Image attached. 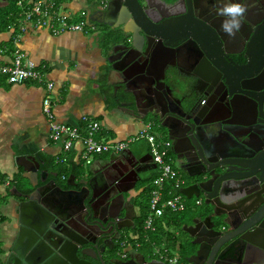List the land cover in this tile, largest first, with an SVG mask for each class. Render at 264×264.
Returning <instances> with one entry per match:
<instances>
[{
	"label": "flooded vegetation",
	"instance_id": "af4514ba",
	"mask_svg": "<svg viewBox=\"0 0 264 264\" xmlns=\"http://www.w3.org/2000/svg\"><path fill=\"white\" fill-rule=\"evenodd\" d=\"M137 1L146 21L145 31L139 29L137 34L146 40L147 54L131 69L130 81L117 74L112 95L119 112L138 124L151 123L153 130L167 138L171 159L190 178L188 185L183 176L187 186L197 185L198 198L204 199L202 209L193 211L189 205L185 213L192 211L191 219L184 213L178 219L181 226L172 227L183 228L187 237L166 231L153 240L144 226L147 203L143 206L140 199L147 198L155 169H149L154 165L152 155L142 144L138 153L132 152L131 145L121 154H104L81 170L79 162L78 169L67 176L52 164L44 169L43 162L38 186L19 190L28 195L38 189L31 202L39 203L45 216H35L32 210L27 213V226L20 224L19 213L4 223L2 264H109L110 260L113 264H168L163 257L171 253L181 264H264V180L246 167L212 169L218 162L198 154L206 141L239 147L252 159L264 152L260 136L264 133V0ZM11 2L0 0V10ZM102 3L97 10L101 14L94 20H101L98 34L109 45L107 57L117 59L120 52L114 47L123 44L124 36L122 27L115 25L135 17L124 7L121 18L105 16L112 0ZM226 3L247 8L234 37L222 30L227 17L219 15V10ZM242 74L251 75L250 81ZM211 170L226 174L228 182L248 186L230 192L223 205L220 195L208 198L201 187L211 179ZM44 171L49 176L42 182ZM198 171L203 173L189 175ZM71 175L74 178L69 180ZM15 198L19 203L29 201ZM247 206L263 209L250 219ZM207 217L209 229L203 223ZM253 223L257 224L251 227ZM21 231L18 254H11ZM216 239L219 242L213 246Z\"/></svg>",
	"mask_w": 264,
	"mask_h": 264
},
{
	"label": "crops",
	"instance_id": "0c3cea01",
	"mask_svg": "<svg viewBox=\"0 0 264 264\" xmlns=\"http://www.w3.org/2000/svg\"><path fill=\"white\" fill-rule=\"evenodd\" d=\"M64 3L74 13L89 6V0H64ZM12 27L0 33V50L7 49L10 58L20 51L40 69L46 68L47 80L54 83L52 107L59 122L83 127L82 119L87 116L101 123L103 132L99 137L107 140H122L143 127L119 112L110 100L102 98L113 97L118 77L114 73L110 82L105 80L103 70L110 69L105 59L109 48L106 39L98 34L99 28L94 26L95 30L90 33L71 32L54 36L46 31L20 33L17 26ZM101 82L105 87L99 86ZM45 95L42 84L13 85L0 76V178H6L0 184V203H3L0 212L7 218L6 222L19 211V201L12 193L13 188L24 191L30 185L28 179L16 180L17 175L22 174L23 177L25 172L23 163H18L19 157L42 159L44 169L49 170L52 164L64 176L74 170L69 164L71 159L82 161L80 141L68 154L61 143L52 141L49 119L42 110ZM64 157L68 162L59 163ZM176 172L180 174L178 170ZM156 224L155 230L149 233L156 232ZM5 227V224L0 226V233ZM172 258L180 263L178 256Z\"/></svg>",
	"mask_w": 264,
	"mask_h": 264
},
{
	"label": "built area",
	"instance_id": "2783aa9c",
	"mask_svg": "<svg viewBox=\"0 0 264 264\" xmlns=\"http://www.w3.org/2000/svg\"><path fill=\"white\" fill-rule=\"evenodd\" d=\"M15 3L19 11L15 26L18 27L20 33L46 31L54 36H59L71 32L90 33L95 30L88 19L75 20L71 14L64 12L67 8L63 0H16ZM46 75L45 67L40 69L26 59V56L20 51H16L10 58L7 49L0 50V76H4L8 83L21 85L31 82L44 85L46 95L42 102V110L49 119L50 137L53 142L62 144L66 154L71 153L75 144L80 141L82 144L80 157L86 165H90L93 162L92 157L95 155L121 154L138 141H148L152 163L156 166L158 175L152 182L148 215L145 219L146 229L154 230L155 222L162 218L167 210L172 212L185 210L186 205L181 196L165 199V194L169 191L168 183L172 184L173 189H179L185 183L171 165L169 142L157 136L151 124H144L137 134L126 140H103L99 137L103 128L97 120L84 116L83 127L61 123L52 107L51 94L54 91V83L48 81ZM67 161V157L60 159L61 163ZM5 184L9 183L5 182ZM168 261L170 264H179L176 259H168Z\"/></svg>",
	"mask_w": 264,
	"mask_h": 264
},
{
	"label": "water",
	"instance_id": "95a60500",
	"mask_svg": "<svg viewBox=\"0 0 264 264\" xmlns=\"http://www.w3.org/2000/svg\"><path fill=\"white\" fill-rule=\"evenodd\" d=\"M10 1H13V0H2V2H4V3H9ZM102 4L103 3L101 2V5ZM121 7L127 8L130 13L132 12V14L134 15L135 18L131 22L120 19V22L115 25V28L122 27V33H123L124 37L121 40V42H123V44H119V45H116L114 47V51L115 52L119 51L120 56L117 59L115 58L116 60L105 57L106 62L109 61V63L112 64V66H110V69L103 70L105 80L108 82H110V79L114 73L119 74L124 79L125 82L130 81L132 78V76L129 75L130 73L132 74L131 69L134 67V65L138 64L137 62H139V60H138L139 57L141 55L147 54V50H148V49H144V47L146 46V40L143 38V41H141L138 37L139 35L137 34V32H139V29H142L143 31H145V29H146V27H145L146 21L144 20L141 12L139 10L140 7H139L137 0H123L122 4H121V0H118L117 2L115 0H112L110 9H108L105 16H112L113 15L114 18L116 19V17L118 15H120V18H121V16H122V13H120ZM91 14H92V12H91ZM99 14H101V12L96 11L95 13H93L92 17L94 19H96ZM98 21L101 22V20H98ZM110 22H115V21L111 20ZM110 22L107 21L105 23L112 25V23H110ZM196 31L201 33L202 29H196ZM108 47H109V45H108ZM113 61H115L114 62L115 64H113ZM117 64H120V66H117ZM136 75L139 76V73ZM242 75L244 77H247L245 79V81H250L251 75H248V74H242ZM198 76H200V75H198ZM243 76H241V77H243ZM230 79H231V77L228 76L227 82L233 87L234 84H233V82H231ZM101 84H99V86L103 87L104 83L101 82ZM127 91H128V87H127ZM102 98L104 101L110 100V98H108L106 96L102 97ZM113 98H115V100L117 102L116 97L113 96ZM145 124H147V123H145ZM163 126L164 127L168 126V124L164 123ZM251 136H252L253 140H256V136H253V135H251ZM260 136L264 137V133H262ZM212 145H215L217 147L212 146ZM198 154L204 160L206 158L210 161L209 158H213V162H218V164L215 165L214 167H212V169L213 168L214 169H217V168H224L225 169L226 166H230V165L237 166L240 168L246 167V168L250 169L251 173L258 175V177L261 181L264 180V159L262 158V155L264 154V152H262L256 158L252 159V156L246 155L245 153H243L239 147L223 146L222 144L216 145L213 141H206V144L204 145V148L202 150L199 147V153ZM43 162L44 161L41 162V161L37 160L35 157H31V156L18 158V163L19 164L23 163V166L25 167V172L23 173V177L25 179H28L30 182V185L34 188L37 187L39 184L38 170L40 168V164ZM94 163H97V162L95 161ZM205 165H206V163H205ZM149 169H156V166L153 165ZM202 173H203V171H198L195 173H190L189 175L190 176H198ZM43 175H44V177H42V179H41L42 182H44L48 179L49 172L47 173L46 171H44V172H42V176ZM210 175H211V179L206 181V183L201 184V187H202L203 191L207 193L208 198H213L216 195H220L221 196L220 199L222 201L221 203L223 205H224V203H226L224 198L228 197L229 196L228 194L230 192L237 191L238 189L246 188L248 186L244 183L228 182V181H226V178H227L226 174L221 175L219 173H215L214 170H211ZM70 178L73 179L74 177L71 175L69 177V180H70ZM69 184H71V183L69 182ZM12 193L14 195H16L17 197H25L29 200L26 203H24V202L19 203L18 213H19V216L21 217L20 224L22 226H27L30 224L29 221L27 220V213L31 212L32 210H33L35 216H36V214H39L43 217L45 216L44 208L42 206H40L39 203L31 202L35 199L34 195L36 193H38V189L35 190L31 194L25 195V194L19 192L17 187H14L12 190ZM181 194L184 195L186 198L191 199L193 197L199 196V189H198L197 185L189 186L187 188L182 189ZM207 202L209 203V201H207ZM263 207L251 208V206H250V208L248 209V206H247L246 209L249 210L250 219H253L263 209ZM208 221H210V217H207L205 219V221H203V223L206 224V226H204V227H206L207 229L211 228V227L207 226ZM196 222L197 221H195V223ZM256 224L257 223H253L251 225V227L255 226ZM260 227H262V225H260L258 228H260ZM33 229H35V231H38V228L35 225H34ZM21 241H22V231L20 233L18 240L14 243V246L11 249V252H12L11 254H15V255L18 254L17 252L19 251V243ZM227 241L228 240H226L225 242H227ZM218 242H219L218 239H216L215 242L213 241L212 242V244H214L213 246H215ZM220 243H221V241H220ZM10 260H11V258L9 259L8 262H10ZM109 264H113V260H110Z\"/></svg>",
	"mask_w": 264,
	"mask_h": 264
},
{
	"label": "trees",
	"instance_id": "16d2710c",
	"mask_svg": "<svg viewBox=\"0 0 264 264\" xmlns=\"http://www.w3.org/2000/svg\"><path fill=\"white\" fill-rule=\"evenodd\" d=\"M15 6H16V4H15ZM18 12H19L18 11V8H17L16 14L15 13L11 14V13L7 12V8H3V9L0 10V33L5 32L10 27L17 25ZM111 39H113V37ZM111 39H107V40L108 41H111ZM114 40H118V39L117 38H114ZM11 46H12V42H11ZM110 101L112 102L113 107L115 106V108H117V102H116L115 98L110 97ZM142 145L145 146L146 151H148L149 153H151V148H150V145H149L148 141L142 140ZM131 150H132L133 153L134 152L135 153L140 152L138 146H136V145H133V147H132ZM170 156H171V152H170ZM77 162H80L79 159L76 160V162L74 161V158L70 160V163L69 164L72 165V167L74 168V170L76 169V167L78 165ZM74 170H72V171H74ZM157 172L158 171H155L154 176L150 179V182H149V185H148V188H149V191L148 192L149 193L147 195V198L149 200H150V192H151V190L153 188L152 182L157 177V175H158ZM5 179L6 178L1 177L0 178V182H4ZM21 179H22V174H19V175L16 176V180H21ZM168 185L169 186H167V187L169 188V191H172L171 194H173V195L179 194V192H180L179 189H175V188L173 189L171 183H168ZM29 190H30V185H29L27 191H29ZM166 197H168V191L166 192ZM2 205H3V203H0V207ZM184 213L185 212H183V213H173L171 211H167L161 221L164 224H166V226H165L166 228L167 227L176 228L178 226V216L179 215H182ZM147 215H148V212L145 214L144 223H145V219H146ZM6 221H7V218L5 216H3L2 213L0 212V226L3 225L4 222H6ZM165 232L166 231H165L164 227L161 225L160 227H157V230H156L155 233H150V235L153 238V240H155V238H161V237H163L164 234H165ZM1 246H2V243L0 242V264H2V262H1V254L3 253L2 249H1Z\"/></svg>",
	"mask_w": 264,
	"mask_h": 264
},
{
	"label": "rangeland",
	"instance_id": "374dc122",
	"mask_svg": "<svg viewBox=\"0 0 264 264\" xmlns=\"http://www.w3.org/2000/svg\"><path fill=\"white\" fill-rule=\"evenodd\" d=\"M101 2H102V0H90L89 1V6H88V8L87 9H85L84 11H80V12H78V13H74L73 11H71L70 9H67V10H64V12H66L67 14H71L72 15V17L75 19V20H80V19H88V21L93 25V26H96L97 28H99L100 29V27H101V24H100V22L99 21H96V20H94V18L92 17V15H91V12L92 13H95L97 10H98V6H101ZM15 1H12L11 2V4L7 7V12H9V13H11V14H13V13H15L16 14V11H17V8H16V6H15ZM71 12V13H70ZM132 122H134V121H132ZM134 123H136V122H134ZM148 124V123H147ZM149 124H151V123H149ZM142 125L143 124H141V127H142ZM152 125V124H151ZM140 127V128H141ZM139 130H137L136 132H133V133H131V134H129L126 138H124V139H122V140H126V139H128L129 137H131V136H133V135H135V134H137V132H138ZM155 131V132H154ZM154 131H152V132H154L157 136H160L162 139H164V140H166L167 138L166 137H164V136H162L158 131H156V130H154ZM105 138H103V140H104ZM168 141V140H167ZM138 144H142V141H140V142H138V143H136V146H138ZM171 152V151H170ZM104 154H109V153H104ZM104 154H101V155H95V156H93L92 157V159H93V162H92V164L95 162V161H97L98 160V158L100 157V156H102V155H104ZM110 154H112V153H110ZM62 159V158H61ZM68 162V161H67ZM67 162H65V163H61L60 162V160H59V163H61V164H66ZM170 162H171V165L174 167V169L175 170H179L177 167H176V165L174 164V162H173V160L171 159L170 160ZM92 164H90V165H92ZM88 165H86V163H85V161H81V165L79 166V170H81V169H83V167H87ZM87 171V170H86ZM181 174V176L183 177H185L186 179H187V181H188V185L190 184V178L189 177H187V176H185V175H183L182 173H180ZM154 176V175H153ZM152 176V177H153ZM183 177V178H184ZM184 178V179H185ZM22 180H26V179H24L23 177H22ZM149 191V190H148ZM149 193V192H148ZM184 199L186 200V202H188L189 203V205H190V209L191 210H193V211H195V210H198V211H200L201 209H202V207H199V206H197V201L198 200H203L204 201V199L203 198H197V197H193V198H191V199H188V198H186V197H184ZM140 201H141V203H142V205L144 206V204H146L147 203V205H146V211L148 212V209H149V202H150V200L148 199V198H146V197H143V198H141L140 199ZM191 214H192V211L191 212H188V213H185V218L186 219H191ZM184 214H182V215H179L178 216V219H179V217H181V216H183ZM178 224H179V222H178ZM163 226L164 227V229H165V231H172V234H173V236H177V232L178 233H180L181 234V236L182 237H187L186 236V234L183 232V228L182 229H173L172 227H165V225H164V223L160 220V221H158V223H157V225H156V227H160V226ZM181 226V224H179V227ZM178 227V228H179ZM160 238H155V241H158ZM172 257H177V255L176 254H173V253H171L170 254Z\"/></svg>",
	"mask_w": 264,
	"mask_h": 264
},
{
	"label": "clouds",
	"instance_id": "9594fccd",
	"mask_svg": "<svg viewBox=\"0 0 264 264\" xmlns=\"http://www.w3.org/2000/svg\"><path fill=\"white\" fill-rule=\"evenodd\" d=\"M247 8L242 3H226L219 15L227 17L222 24V30L230 37H234L241 29L246 17Z\"/></svg>",
	"mask_w": 264,
	"mask_h": 264
},
{
	"label": "bare ground",
	"instance_id": "6f19581e",
	"mask_svg": "<svg viewBox=\"0 0 264 264\" xmlns=\"http://www.w3.org/2000/svg\"><path fill=\"white\" fill-rule=\"evenodd\" d=\"M26 59H28L27 57H26ZM29 60V59H28ZM28 83V82H27ZM173 167V166H172ZM173 169H174V167H173ZM174 171H176L175 169H174ZM178 174V173H177ZM178 176L179 177H181L183 180H184V178L182 177V176H180V174H178ZM184 186L183 187H181V188H179V190H180V192H179V194H176V195H173V194H171L172 193V191H168V197H166V194H165V197H166V199H168V198H170V197H174V196H181L182 198H183V201L185 202V205H186V208H185V210H183V211H181V212H173V213H183V212H185L188 208H189V203L188 202H186V200L184 199V195H182L181 194V190L182 189H184V188H187L188 186H187V184H186V182H185V180H184ZM169 189V188H168ZM171 192V193H170ZM198 198V197H197ZM199 203V204H198ZM201 203H202V200H198L197 201V206H200L201 205ZM167 211H170V210H167ZM166 211V212H167ZM165 212V213H166ZM172 212V211H171ZM165 213H164V215H165ZM164 217V216H163ZM163 217L162 218H160V219H157V221L158 220H161V219H163ZM156 221V222H157ZM156 222H155V224H156ZM146 228V227H145ZM148 230V229H147ZM154 230H155V227H154ZM154 230H148V231H154ZM163 259L168 263V264H170L169 263V261H168V259H173L170 255H168V254H166L164 257H163ZM179 263V262H178ZM179 264H181V263H179Z\"/></svg>",
	"mask_w": 264,
	"mask_h": 264
}]
</instances>
